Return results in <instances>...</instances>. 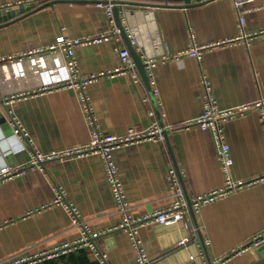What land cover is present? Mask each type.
<instances>
[{
  "label": "crops",
  "instance_id": "1",
  "mask_svg": "<svg viewBox=\"0 0 264 264\" xmlns=\"http://www.w3.org/2000/svg\"><path fill=\"white\" fill-rule=\"evenodd\" d=\"M28 1L38 0H0V8L56 2L0 24V119L12 131L10 114L15 116L41 153L81 145L88 141L89 129L77 87L61 86L66 76H72L64 64L66 52L24 53L66 37L107 32L110 26L103 9L96 6L98 0ZM100 1L118 8L120 23L128 40V35L135 40L132 46L140 58L158 60L153 97L141 76V82L134 83L128 74H107L118 64L117 48L128 49L122 35L118 43L104 40L74 48L79 76L94 75L85 91L102 133L148 127L150 119L142 103L146 96L158 122L172 127L166 131L165 149L147 140L113 152L131 214L141 216L171 203L167 160L179 170L188 197L221 187L223 174L211 131L182 124L202 111L201 77L209 82L220 107L264 97V4L254 0L245 7L246 31H263L245 43L228 42L239 33L233 0ZM114 23L118 28L115 15ZM210 43L216 45L205 49L199 59L186 52L193 44ZM60 64L65 69L57 68ZM223 130L233 159L231 175L248 180L264 174L258 112L249 110L225 122ZM30 153L26 142L12 132L5 135L0 123V167L24 164ZM56 187L91 231H106L94 242L106 252L109 264H135L128 234L114 229L122 217L97 155L49 162L45 169L30 168L0 181V262L20 254L39 255L80 237V228L64 205L51 204ZM192 218L196 236L185 246L176 245L188 235L180 225L140 227L139 237L153 264H264V243L234 252L264 233V181L202 205ZM33 264L100 263L89 249L75 248L39 257Z\"/></svg>",
  "mask_w": 264,
  "mask_h": 264
},
{
  "label": "built area",
  "instance_id": "2",
  "mask_svg": "<svg viewBox=\"0 0 264 264\" xmlns=\"http://www.w3.org/2000/svg\"><path fill=\"white\" fill-rule=\"evenodd\" d=\"M44 0H38L33 3L42 2ZM254 0H233V8L238 16L239 33L235 38L228 40V42H235L242 40L247 43L251 37L263 31L249 33L245 29V17L244 11L248 3ZM264 4V0H261ZM96 6L103 9L107 19V23L110 29L107 32L98 33L95 35H87L83 37L75 38H63L58 43L50 44L45 48H39L28 53L30 55L36 52H42L43 50L49 51L51 54H58L62 51L66 52L68 60L64 63L67 65L71 72L70 79L68 76L64 78L66 81L61 83V86L77 87L80 105L83 110L86 123L89 129V139L86 143L81 145H75L71 147H65L58 150H52L47 153H41L34 149L32 140L28 137L27 132L22 127L21 123L15 116L10 114V123L12 126V133L18 139L23 140L31 149L30 158L27 162L20 165H4L0 167V181L12 177L18 174H24L30 168L45 169L47 163L65 161L72 158L84 157L88 155H97L102 159L106 180L110 186V190L116 202L117 212L120 213L122 220L114 227V229H122L125 231L130 240L132 247L135 251V264H153L152 259L148 256L142 240L139 237L140 227L156 223L162 226H181L184 228L188 235L181 238L176 245L185 246L190 239L196 236L197 226L193 222V216L199 211V208L217 198H220L228 193L237 191L245 186L253 185L257 182L264 181V174L248 179H236L231 175V167L233 159L230 154V146L226 140L223 125L225 122L232 120L240 115H243L249 110H256L261 119V127L264 136V97H260L255 101L242 103L231 107H220L213 96L212 89L209 82L205 77H201L200 85L203 87L202 97V111L195 117L188 119L182 124V127H197L200 129L210 130L213 136V140L216 146L217 157L220 164V168L223 174V184L221 187L211 190L207 193L188 197L185 194L182 178L179 170L174 163L167 160L166 163V178L171 188V203L162 209L146 213L141 216H134L130 212V205L125 199L123 186L118 174V168L115 162L114 151L122 147L133 145L141 141H155L159 143L162 149H165V135L166 131L172 127L169 125H161L157 118L155 111L148 106L149 99L144 97L142 103L146 109L147 115L150 119L148 127L141 131L105 135L102 133L98 119L95 115V111L90 103L88 94L86 93V87L88 83L94 78V75L88 77H80L77 70L76 60L73 58L74 48L81 45H90L98 43L100 41L111 40L118 43L121 40L120 29L115 26L114 23V9L111 2L96 1ZM11 6H3V8H10ZM129 42L134 46L135 40L128 35ZM216 43L197 45L193 44L187 52L192 57L200 58L202 52L213 46ZM118 52V64L110 71H107L109 75L116 74H128L134 83L141 82L140 74L136 68L135 62L132 59L130 52L127 48H117ZM23 54V55H24ZM166 56H163V59ZM144 65V70L147 76V80L150 86L151 95L154 97L157 95L154 78V67L157 63V59L154 58H141ZM64 61H62L63 64ZM60 64L57 68L66 67ZM47 88V87H43ZM3 101L0 99V103ZM23 146H21L22 148ZM51 204H62L71 215L72 223L80 228V237L72 243H65L59 247L54 248L48 252H42L37 254H20L14 257H10L1 261L0 264H33L39 257L57 255L59 253H66L75 248H87L98 259L100 264H109L108 256L106 252L100 250L94 239L104 235L106 231H91L85 224V221L80 219L77 209L65 200L64 191L60 187H56L55 195L51 201ZM111 230V229H109ZM264 243V233L254 235L248 242L242 244L234 252H239L252 247L259 246ZM205 244V243H204ZM192 260L193 256H189ZM222 259H217L216 262H220Z\"/></svg>",
  "mask_w": 264,
  "mask_h": 264
},
{
  "label": "water",
  "instance_id": "3",
  "mask_svg": "<svg viewBox=\"0 0 264 264\" xmlns=\"http://www.w3.org/2000/svg\"><path fill=\"white\" fill-rule=\"evenodd\" d=\"M54 2H56V1H49V2L44 3L42 5H39V6L36 4H32V5H26V6L21 5V6H19V8H14V9H12V8L0 9V24H2L1 22L9 21L10 19L17 16L18 14L24 13L26 10H29V11L38 10V9H40L46 5L52 4ZM114 15H115L116 24H117L118 28L120 29L121 35H122L128 49L130 51V55L135 62L136 68H137L141 78L143 79L144 83L146 85H148V80H147V76H146V73L144 70V65L142 63V60H141L139 54L135 51L134 47L130 44V42L127 38V35H126V33H125L121 23H120L117 7L114 8ZM0 123L2 125V129L4 130L5 135H10L12 131L8 127L9 126L8 123H6V121L3 118L0 119ZM166 227L175 228L176 226L170 225V226H166Z\"/></svg>",
  "mask_w": 264,
  "mask_h": 264
}]
</instances>
